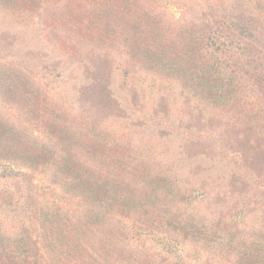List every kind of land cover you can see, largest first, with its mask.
<instances>
[{"label": "trees", "instance_id": "obj_1", "mask_svg": "<svg viewBox=\"0 0 264 264\" xmlns=\"http://www.w3.org/2000/svg\"><path fill=\"white\" fill-rule=\"evenodd\" d=\"M58 2L66 16L57 15ZM155 2L0 0V10L11 14L49 11L54 16L49 22L69 26L63 38L68 48L117 45L141 71L172 84L180 98L177 110L158 103L160 114L142 115L155 129L127 139L40 96L18 64H1L0 94L46 138L0 115V160L31 169L14 181L13 190L0 191V264H154L127 248V230L116 218L178 237L216 260L264 264V152L225 146L222 134L264 120L262 81L237 79L234 65L245 59V51L221 49L224 35L216 23L210 25L203 14L172 22ZM251 96L263 105L257 111ZM188 114L202 119L203 127L186 123ZM39 169L49 185L75 201L72 209L39 192L32 181ZM192 189L203 190L207 198L186 203ZM249 192L259 211L233 223L229 196L245 204Z\"/></svg>", "mask_w": 264, "mask_h": 264}, {"label": "rangeland", "instance_id": "obj_2", "mask_svg": "<svg viewBox=\"0 0 264 264\" xmlns=\"http://www.w3.org/2000/svg\"><path fill=\"white\" fill-rule=\"evenodd\" d=\"M62 6L56 10L57 15L66 16L67 10ZM155 6L175 23L192 21L202 14L210 25L216 23L224 35L220 39L221 49L231 51L230 47H236L245 51V59H238L239 65H234L237 79L251 82L257 78L262 81L259 88L264 90V0H156ZM48 12L39 9L16 15L0 10V65L18 64L34 81L40 96L53 100L77 117L107 124L118 136L127 139L155 129L153 122L142 120V115L160 114V105L164 103L171 109H178L180 98L173 85L159 82L141 71L117 45L92 51L90 43H78L74 49L63 45L64 33H69L70 28L66 24L49 22L54 16ZM48 23L51 25L46 26ZM249 102L254 111L263 106L254 96L249 97ZM0 115L17 128L39 139L46 138L44 131L29 120L18 105L2 94ZM188 117L191 115L184 119L186 123L193 121V126L203 127L202 119L197 122V117ZM222 132L227 141L237 137L234 144L226 141L225 146L230 144L241 151L254 147L264 152L263 119L250 125H235L234 131ZM29 172L31 169L23 165L0 160V191L13 190L14 181L21 180L20 175ZM47 178L39 169L34 171L32 181L50 201L72 209L75 201L63 196L58 186L49 185ZM225 184L226 181L218 191H223ZM188 196L186 203L207 198L201 189H192ZM249 196L251 199H246L250 201L245 204L229 196L230 221L240 222L259 211L254 194L249 192ZM116 220L125 225L130 239L127 248L134 249L140 261L150 258L154 264H230L226 260H216L212 254L178 237L136 227L131 220Z\"/></svg>", "mask_w": 264, "mask_h": 264}]
</instances>
